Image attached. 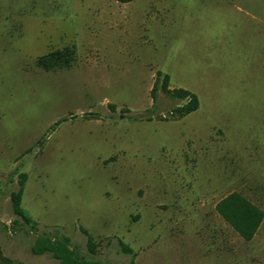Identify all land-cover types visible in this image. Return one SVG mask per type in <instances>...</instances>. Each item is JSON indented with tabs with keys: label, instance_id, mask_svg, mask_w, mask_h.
Here are the masks:
<instances>
[{
	"label": "rangeland",
	"instance_id": "rangeland-1",
	"mask_svg": "<svg viewBox=\"0 0 264 264\" xmlns=\"http://www.w3.org/2000/svg\"><path fill=\"white\" fill-rule=\"evenodd\" d=\"M67 47L71 67L37 66ZM158 71L200 108L172 116L185 101L152 98ZM20 173L32 231L13 226ZM233 192L264 211V0H0L9 264H59L32 254L42 233L103 264H264V221L245 241L216 211Z\"/></svg>",
	"mask_w": 264,
	"mask_h": 264
},
{
	"label": "trees",
	"instance_id": "trees-1",
	"mask_svg": "<svg viewBox=\"0 0 264 264\" xmlns=\"http://www.w3.org/2000/svg\"><path fill=\"white\" fill-rule=\"evenodd\" d=\"M121 4H128L133 0H115ZM76 52L74 47H67L63 50H55L47 55L37 59V66L47 72L56 71L58 69L69 68L75 60ZM171 78L168 74L161 71L157 72V80L151 91L152 98L156 99L158 90H162L167 96L174 100L185 101L183 105H178L171 110V115L175 118L182 119L200 108V99L198 95L190 90L182 88L171 89ZM67 119H63L65 121ZM59 121V122H62ZM57 122V124H59ZM42 144V142H39ZM27 174L20 173L18 179V190L12 192L11 201L14 214L21 220L18 224L14 222L13 226L29 227V231L36 230L37 223L27 214L22 206L23 196ZM216 206L217 213L225 220V222L245 241H251L258 233L263 221L264 211L243 196L241 193L233 192L220 200ZM14 228V227H13ZM87 236V248L92 256L98 253V244L89 232L82 229ZM121 249L126 254H133V250L119 242ZM31 252L35 256L50 255L57 260L59 264H103L99 260L87 259L81 257L78 247L72 243L67 236H59L58 234L42 233L36 236ZM0 262L1 264H9V260L3 256L2 247L0 245Z\"/></svg>",
	"mask_w": 264,
	"mask_h": 264
}]
</instances>
